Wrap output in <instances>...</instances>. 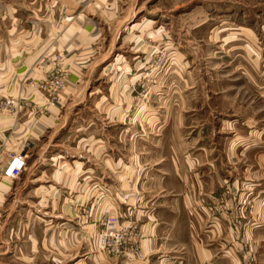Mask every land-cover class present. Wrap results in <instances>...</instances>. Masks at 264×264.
Returning <instances> with one entry per match:
<instances>
[{"label":"crops","instance_id":"0c3cea01","mask_svg":"<svg viewBox=\"0 0 264 264\" xmlns=\"http://www.w3.org/2000/svg\"><path fill=\"white\" fill-rule=\"evenodd\" d=\"M80 1L0 0V200L26 187L24 196L34 191L69 208L71 218L50 219L81 217L86 206L97 223L116 214L127 250L111 255L96 238L98 250L85 252L91 264H243L248 252L233 237L242 230L253 264H264L262 44L224 37L241 51L219 49L214 63L228 61L213 77L219 65L209 66L197 46L180 50L171 37L136 32L141 4L122 6L128 15L117 35L105 15L119 12V0L101 8L104 0H82V9ZM148 37V58L161 53L170 62L178 50L185 59L183 73L167 63L146 81L152 100L144 101L139 58ZM55 70L66 82L51 105L40 86ZM83 108L93 111L84 116ZM10 153L26 165L5 177ZM218 203L228 209L207 207ZM131 247L143 255L127 254Z\"/></svg>","mask_w":264,"mask_h":264},{"label":"rangeland","instance_id":"374dc122","mask_svg":"<svg viewBox=\"0 0 264 264\" xmlns=\"http://www.w3.org/2000/svg\"><path fill=\"white\" fill-rule=\"evenodd\" d=\"M109 2L111 1L104 0L103 4L97 8H101L104 4L108 7ZM131 3L134 6L141 4L142 9L145 10L134 17H137V20L139 18L143 20L142 27L136 32L143 36L171 37L175 41V46L177 48L179 46L180 50L183 46H193V48L197 46V51L204 53L202 59L207 55L208 61L212 60L209 66L219 65V68L212 70L213 77L218 76V71L220 72L225 67L224 63L228 61L224 58V63H214L219 57V52H217L219 49L228 51L232 55L241 51V45H237L234 41L225 45L224 37L244 38L251 35V39L255 38L253 39L255 43L259 42L260 46L262 44L259 50L264 52V0H119V12L114 16L105 15L108 21L115 20L114 34H120L121 27L118 23L120 20L125 21L128 15L127 11L120 12L122 6ZM79 4L80 8H86L82 5V0ZM82 17L86 18L85 15ZM104 32L106 30L101 29V34ZM235 41L242 43L237 39ZM251 41L249 39L244 44H251ZM149 49H151V42L148 37L144 39L145 52L139 58L144 75L141 77L142 82L138 85L141 87L139 96L144 101L152 100L151 88L149 90L150 86H147L146 81L151 82V77L157 71H164L168 66L167 63H171L175 71L183 73L184 70L183 65L180 64L183 63L185 57L182 53H178V50L168 62L161 53L154 59L148 58L146 51ZM249 49H251L250 46ZM160 50H163L162 43H160ZM129 62L133 61L129 60ZM92 111L93 109L83 108L82 114L88 116ZM45 156L48 158L50 152ZM35 158L37 157L33 155L30 157L33 161L36 160ZM25 188L18 189V194L11 193L6 199L0 200V264L93 263L95 259L85 258V252L89 247L95 251L98 250L93 247V243L96 242L97 235L103 229L102 218L98 220V223L97 220L91 219V209L86 206L81 207L82 213H79L81 217L68 221L50 219L53 214L59 212L63 216L70 217L67 210L69 208L65 207V210H62V205H58L55 198L48 197L40 200L34 195V191H30V196L29 194L24 196V191L27 190ZM207 207L213 211L228 209L226 203L209 204ZM94 223H97L99 230L92 235ZM89 231L92 233L90 234ZM243 232L244 230L233 237L240 243V247H244V251L248 252V257L243 264H253L256 252L251 249V236Z\"/></svg>","mask_w":264,"mask_h":264},{"label":"built area","instance_id":"2783aa9c","mask_svg":"<svg viewBox=\"0 0 264 264\" xmlns=\"http://www.w3.org/2000/svg\"><path fill=\"white\" fill-rule=\"evenodd\" d=\"M66 82L65 76L60 70L52 71L48 78L42 83L40 89L49 88L51 91L50 101L51 105L58 104L60 102V90L64 87ZM15 99H7L3 107L13 105ZM1 154V148H0ZM9 160L6 163L4 169L5 177H14L21 174L23 168L26 165V158L23 154H9ZM103 229L99 233L97 239L99 247L111 254L119 255L124 254L127 250V229L119 220L116 214L106 213L102 217ZM127 254H133L135 256H142L143 253L139 247H131Z\"/></svg>","mask_w":264,"mask_h":264}]
</instances>
